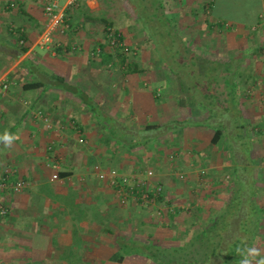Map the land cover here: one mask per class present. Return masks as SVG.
Masks as SVG:
<instances>
[{
    "label": "crops",
    "instance_id": "1",
    "mask_svg": "<svg viewBox=\"0 0 264 264\" xmlns=\"http://www.w3.org/2000/svg\"><path fill=\"white\" fill-rule=\"evenodd\" d=\"M122 1L133 5L130 0ZM224 1L230 0H142L147 26L157 27L165 18L169 19L168 27H179L186 37L189 30L196 29V36L185 40L205 46L203 61L230 63V67L221 65L211 75L217 78L212 82L216 100L211 107L220 114L244 119L247 124H230L232 128L222 129L221 139L213 144L217 128L196 131L200 127L186 125L177 115L186 108L184 102L169 87L166 90L155 73L145 76L120 70L109 80L100 74L98 67L104 63L101 58L108 52L107 45L104 40L92 43L89 36L96 29H105V22L98 18L115 25L108 18L114 11L107 0H77L69 5L61 0L68 27L65 33L59 30L63 25L57 28L48 45L38 41L48 23L45 0H0V84L9 85L6 90L0 86V134L7 130L20 137L11 149L0 144V175L12 166L16 170L12 180L20 178L27 183L21 193L8 199L10 215L0 222V244L12 264H134L135 259L140 264L144 257L137 254H126L122 262L114 257L122 247L139 245L136 238L117 231L120 222L124 229L130 221L135 222L122 211L144 206L121 204L110 184L98 179L95 165L119 168L122 173L154 169L153 182L164 187L165 200L176 207L171 203L175 202L176 185H188L187 193L189 185H216L222 167L228 165L224 156L238 158L237 149L243 151L246 161L233 160L230 166L237 185L241 181L244 184V178L249 183V175L254 173L251 184L258 185L259 191L257 241H264V0H232L254 2L257 9L253 19L230 20L226 29L217 27L218 21L226 17L220 5ZM122 9L126 15V7ZM21 35L24 44L19 43ZM101 45L105 48L101 55H92L96 49L101 50ZM23 47L28 51L22 53ZM35 82L39 84L37 88H24ZM108 88L117 90L110 97L112 101L107 96ZM96 92L99 101L113 102L110 112L97 111V104H93ZM204 93L203 97L199 94L200 100L208 103L209 92ZM38 110L50 117L51 127L36 117ZM142 115L151 119L146 126L155 128L141 135L132 131L129 122L135 123ZM219 116L222 117L218 115L214 124L227 125H221ZM256 124L261 127L256 128L260 129L258 152L252 149L254 135L248 134V127ZM114 125L125 129V140L115 137L119 128ZM175 131L182 138L171 139L175 147L167 152L166 161L160 144L156 147L157 158L144 161L148 155L143 153L150 144L164 143L165 137ZM80 138L85 141L79 142ZM116 141L129 143L121 159L109 163L107 158L115 152L106 148ZM191 143L196 151L190 149ZM249 148L255 162L249 158ZM171 153H177L173 161L169 160ZM54 174L58 178L53 179ZM185 204H180L185 207L183 211L192 204L198 211L194 216L199 218L203 205L194 200Z\"/></svg>",
    "mask_w": 264,
    "mask_h": 264
},
{
    "label": "rangeland",
    "instance_id": "2",
    "mask_svg": "<svg viewBox=\"0 0 264 264\" xmlns=\"http://www.w3.org/2000/svg\"><path fill=\"white\" fill-rule=\"evenodd\" d=\"M107 1V5L110 7V9L112 8V11H114V14L112 13L108 17L114 21L115 25L113 26V29L120 30L122 33H124L125 41L121 43L123 49L121 50V52L124 53L129 61L136 62L138 64L139 69L141 70V73L143 75L150 76L152 73H155V75H158L161 78V84H163L166 90L167 87H169L168 90L170 92L174 94L176 92L178 94L177 97L179 96V99L184 102V106L186 108L180 110L177 115L182 117L183 120H181L186 125L200 127L198 129H195L196 131H205L207 130V128L215 129V127H211L210 125L215 123L216 120L214 119H216L218 115H222V117L219 116V119H221L222 122L221 125H223V123H228L227 125H224L222 127L223 129H231L232 125L230 124H233L235 122H242L243 124H247V121H244V119L240 120V118L238 119L235 117H231L228 115V113L225 112H222L220 114L216 109L212 108L213 105H215L213 100H216V87L215 84L212 86V82H217V78H215L214 76L211 77V75L213 71L214 73H216V69H221V65L230 67V63L228 61H223V63L219 60L214 59H212V61H203L206 57L202 56L205 51V46H200L199 43L195 44L193 40H185L189 36L195 37L197 33L196 29L189 30V36L186 37L185 32L179 29V27H177V29H175L174 27L169 28L167 24L164 23V21H161V24H159L157 27L155 25H152V27L147 26V11L143 7L145 3H143L142 0H130L133 5L129 2H123L122 0ZM220 5L224 6L221 11L226 17L218 21L219 23H217V27L224 29L228 28V22L230 20L234 22H247L248 20L253 19L254 12L257 9V6L254 4V2L250 1L240 3L238 1L230 0L224 1ZM123 6H125L126 11H128L126 15L123 14ZM135 16H137V18L139 19L137 20ZM99 24L100 26L104 25L103 23ZM119 25L121 27H119ZM143 25L144 27H142ZM106 35L107 33L104 29H96L92 35L90 34L89 38L91 39L92 43L104 40L106 42L105 44L107 45V50L114 53L113 60L106 61L102 65L100 64L98 67V70L101 72L100 74L103 75V78L105 80H109L110 76L120 74V70H123V67L120 66L119 56L115 53L116 50L109 43V39L107 40L108 37H106ZM206 81L207 83L204 84ZM206 90L209 92L207 95V99L209 100L208 103H206L204 100L201 101L199 97L200 93H202L201 97H203ZM108 92V99L112 101L110 97H112L113 93H117V90H110L108 88ZM119 93H121V90L119 91ZM98 99L99 95L96 92L95 101H93V104L94 106H96L97 104L98 112L108 113L112 110L111 104L113 102L106 101L105 99H103L104 101H99ZM150 121V118L142 115L139 116L138 119H136L135 123L129 122V126L132 127V131H134V133H140L142 135L146 131L145 126ZM215 125L219 127L220 124ZM114 127L119 128L118 136L114 135L117 139L119 137L122 139L127 138L126 134H124V128L122 129V127H118L116 125H114ZM248 128V134L254 135L251 136V143L253 146L252 149H254L255 152V150L257 151L258 149L257 146L260 145L259 141L257 140L259 138L258 136L260 135L259 132L261 127L256 124L254 126L252 125L251 129L250 127ZM256 128L260 129L256 130ZM171 130L174 131V129ZM192 130L194 131V129ZM176 136H180L179 133L177 134V131H175L174 134L170 132L168 136L165 137L166 141H164V143L156 142L153 143L152 147H150V144V146L146 148V153H143V155H148L143 158L144 161H147L148 158H157L156 147L158 146V144L162 145L161 156L166 161V155H168L167 152H171L175 147V144H173V140L171 139L176 140ZM179 138L182 137L180 136ZM128 143V141H116L111 142L110 145H107L108 147L106 149L115 152L113 156L107 158L109 163H114L115 161L121 159V152L122 150L126 149L125 145H128ZM191 145L193 144L191 143ZM77 147L82 149L81 146L77 145ZM190 149L195 151L197 150L195 148V145L191 146ZM252 149L249 148V158L250 160L252 159L255 162V157L253 155ZM192 150L188 151L191 152ZM235 152L236 154H238V158H233L230 155L224 156L223 161L227 162L228 165L222 167V172L218 175L221 177V179L219 178V181H215L216 185H189L188 189L190 190L188 193L186 190V186L188 185H176L177 189L176 191H173L176 194L173 198L175 202L171 201V203L176 206L175 208H177L173 212V216L168 214L160 218L155 213L156 207L152 205H146L144 207L134 206L135 208L128 207L124 209L125 211H122V215H131L132 221L135 222L130 221L125 228L126 230L124 229V226L122 227L123 223L120 222V226H118L119 230L117 231H120V234H124L127 238H136L137 240H139V245L137 246V248H139L140 250L146 251L151 247L150 251L156 250V252L154 253H157V249H166L168 250L167 253L169 254L175 247H179L183 241H187L196 233H199L204 227L208 225V223L211 222V220L217 218V216L223 211V208L227 201H230L233 199V197H235L234 192L236 188L243 189V192L241 191L242 194H240V196L242 195L243 197H245L246 195H248L249 197H252L254 201V203L252 204L256 205L258 203L257 193L259 191H257L258 185L251 184V182L253 181L254 173H250L249 183L245 181L246 179L244 178V184L240 183L237 185L236 178L234 177V170L230 165L233 163V160L235 162H244L246 161V158L243 151L240 153L237 149ZM114 165L115 164H113V166ZM115 166H117V164ZM169 166L170 164L168 163L167 167ZM163 169L165 170L166 166H164ZM152 170L154 171L155 175V170ZM255 170L256 168H253V171ZM192 200H194L195 203L199 202L203 205L202 209L199 210L201 211L199 218H196L194 216V212H196L197 209L192 208V204L187 205L189 204V201ZM165 201L168 202L167 200ZM184 203H186L185 205L189 207V210L183 211L182 209L178 208V206H181ZM196 213H198V211ZM135 216L136 218H134ZM261 229L264 236V222L262 223ZM256 241L257 240L254 241V245L264 249V241ZM137 255L144 257L143 262H140V264H156L153 261L152 257L149 258L147 257V255H143L140 253H137ZM186 255L188 256V260L190 261V263L193 264L194 262L190 256L194 255V249H189L186 252ZM1 256H4L5 258H2ZM7 256L8 255L7 253H5V249L4 251H2V245L0 244V264H12L11 260L8 259ZM11 256L13 255L11 254ZM132 262H134V264L139 263L138 259H135ZM172 263H176L175 258Z\"/></svg>",
    "mask_w": 264,
    "mask_h": 264
},
{
    "label": "trees",
    "instance_id": "3",
    "mask_svg": "<svg viewBox=\"0 0 264 264\" xmlns=\"http://www.w3.org/2000/svg\"><path fill=\"white\" fill-rule=\"evenodd\" d=\"M97 20L105 22L104 30L106 31L108 38L110 34H113L117 39L118 43L112 47L115 48V53L119 56V63L120 66L123 67V70L127 73L141 72L138 64L129 61L124 53L121 52V50H123L121 43L124 41V36L117 30H114L113 23H109L107 19L102 17ZM163 21L164 23H167L169 19H163ZM168 24L170 23L168 22ZM22 35L24 36V34ZM22 35L20 38H23ZM102 46L103 45H101V52L105 50ZM26 51H28V47H23L22 53ZM101 52L98 54L101 55ZM113 58L114 53L108 51L103 54L101 60L106 62L113 60ZM38 86L39 84L35 82L25 84L24 88L34 89ZM210 126L217 128L212 138V143L217 144L222 137L223 128L222 126L217 127L215 124ZM152 128H155V126L152 127V125H149L145 127L146 130H151ZM242 182L243 181H241V183ZM241 191L243 192V189L236 188L234 192L235 197H233L232 200L227 201L223 211L217 216V218L211 220V222L208 223V225L199 233H196L187 241H183L179 247H175L176 249L172 248L173 250L169 254L166 249H157V253H154L156 250L150 251L151 247L148 248L149 250L147 249L146 252L137 247H130L127 245L122 247L120 252H118L114 258H117L118 261L122 262L126 254L131 255L140 253L147 255L149 258L152 257L156 264H192L188 260L189 258L186 255V252L189 249H194V255L190 256L194 262L193 264H239V256L236 249L244 246L242 241L246 242L247 245L252 246V243L257 240L260 227V222L257 216L258 206L256 207V205L252 204L254 203L252 197H249L248 195L245 197L242 195L240 196V194H242ZM159 199H162V197ZM7 208L8 212L0 215V222L9 217L11 209L9 204ZM196 212H194V215H196ZM174 258L176 263H172Z\"/></svg>",
    "mask_w": 264,
    "mask_h": 264
},
{
    "label": "built area",
    "instance_id": "4",
    "mask_svg": "<svg viewBox=\"0 0 264 264\" xmlns=\"http://www.w3.org/2000/svg\"><path fill=\"white\" fill-rule=\"evenodd\" d=\"M77 0H66V4H74ZM44 13L48 18V23L45 31L39 38V43L42 45H48L52 42V36L55 30L60 26L61 33H65L68 24H65V13L61 6V0H45ZM111 40H110V39ZM109 43L116 45L117 39L113 34L109 35ZM20 44H24L25 40L20 38ZM100 49H96L92 52V55L100 53ZM111 65V64H109ZM2 90H6L9 85L7 83H1ZM36 117L42 119L47 127H51L50 117L38 110L35 112ZM83 138L79 139V142L83 143ZM50 149L52 147H49ZM177 153H171L169 160L176 159ZM95 172L98 179L106 181L114 189L119 202L123 205L136 204V205H152L156 207L155 213L160 217L173 213L176 209L174 206H170L165 201L164 187L159 183L153 182L154 171L152 169H146L140 173H122L117 168L102 169L100 165H95ZM204 172V170H203ZM16 174V170L9 166L0 175V215L8 212V199L21 193L26 187V181L17 179L13 181ZM58 178V174L53 175V179ZM162 197V199H159ZM7 205V206H6ZM179 209H184V206H178Z\"/></svg>",
    "mask_w": 264,
    "mask_h": 264
},
{
    "label": "clouds",
    "instance_id": "5",
    "mask_svg": "<svg viewBox=\"0 0 264 264\" xmlns=\"http://www.w3.org/2000/svg\"><path fill=\"white\" fill-rule=\"evenodd\" d=\"M20 137L5 130L0 134V144L4 149H11ZM243 247H238L236 252L239 256V264H264V249L255 245L249 246L246 242Z\"/></svg>",
    "mask_w": 264,
    "mask_h": 264
}]
</instances>
